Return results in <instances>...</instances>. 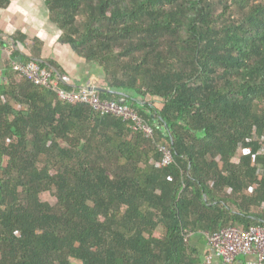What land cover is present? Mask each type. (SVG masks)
Segmentation results:
<instances>
[{
  "label": "trees",
  "instance_id": "16d2710c",
  "mask_svg": "<svg viewBox=\"0 0 264 264\" xmlns=\"http://www.w3.org/2000/svg\"><path fill=\"white\" fill-rule=\"evenodd\" d=\"M46 4L100 98L154 135L30 82L13 60L79 90L41 42L25 57L0 34V264H201L194 234L264 227V0Z\"/></svg>",
  "mask_w": 264,
  "mask_h": 264
},
{
  "label": "built area",
  "instance_id": "2783aa9c",
  "mask_svg": "<svg viewBox=\"0 0 264 264\" xmlns=\"http://www.w3.org/2000/svg\"><path fill=\"white\" fill-rule=\"evenodd\" d=\"M33 43L30 42L22 48L25 57H28ZM10 55V46L1 48ZM12 69L21 76L34 83L56 91L59 99L69 103H84L89 105L97 114L101 116L114 115L131 123L135 131L142 132L145 137L152 138L153 129L140 117L139 113L128 105L121 102L103 100L96 91L87 87L79 90H65L58 88L59 79L47 70L41 68L35 61H12ZM63 80L66 82L65 78ZM164 153L162 161L156 166L161 168L173 162V156L169 148L161 147ZM236 162L239 159H235ZM213 184V183H212ZM212 253L204 259L201 264H213L216 258H221L227 264L235 263L240 257L256 256L257 258L248 264H264V227H253L244 230L236 226L225 227L217 232L205 233Z\"/></svg>",
  "mask_w": 264,
  "mask_h": 264
},
{
  "label": "crops",
  "instance_id": "0c3cea01",
  "mask_svg": "<svg viewBox=\"0 0 264 264\" xmlns=\"http://www.w3.org/2000/svg\"><path fill=\"white\" fill-rule=\"evenodd\" d=\"M18 32L25 36V45L27 42L34 43L35 40L41 42L42 56L59 63L66 73L64 78L69 85L78 88H97V82L104 79L97 64L87 63L69 45L59 42L61 31L51 20L46 0H10L9 5L0 8V34L6 37ZM8 57L9 55L0 49V77ZM190 242L202 252L204 258L212 253L205 234H194ZM256 258L242 256L233 264H248ZM213 264L227 263L221 258H216Z\"/></svg>",
  "mask_w": 264,
  "mask_h": 264
},
{
  "label": "water",
  "instance_id": "95a60500",
  "mask_svg": "<svg viewBox=\"0 0 264 264\" xmlns=\"http://www.w3.org/2000/svg\"><path fill=\"white\" fill-rule=\"evenodd\" d=\"M87 89H89V90H93V91H96V90H97L96 87H87Z\"/></svg>",
  "mask_w": 264,
  "mask_h": 264
},
{
  "label": "rangeland",
  "instance_id": "374dc122",
  "mask_svg": "<svg viewBox=\"0 0 264 264\" xmlns=\"http://www.w3.org/2000/svg\"><path fill=\"white\" fill-rule=\"evenodd\" d=\"M242 153H243V150H241V151L239 152V155H238V157H240V155H241ZM238 157H237V159H239ZM50 200H51V201H53V199H52V198H51Z\"/></svg>",
  "mask_w": 264,
  "mask_h": 264
}]
</instances>
